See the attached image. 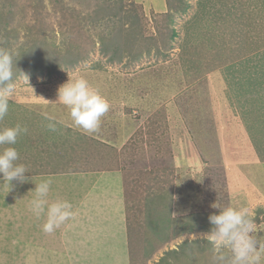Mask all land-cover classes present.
I'll list each match as a JSON object with an SVG mask.
<instances>
[{"label": "rangeland", "instance_id": "374dc122", "mask_svg": "<svg viewBox=\"0 0 264 264\" xmlns=\"http://www.w3.org/2000/svg\"><path fill=\"white\" fill-rule=\"evenodd\" d=\"M171 1L183 9L170 10L167 0H123L122 11L134 16L128 21H139L132 29L103 18L119 0L99 9L101 0H0V45L16 54L35 48L28 60L58 66L14 68L0 128L28 129L14 145L28 172L10 187L0 180V264H211L202 234L220 211L215 205L250 210L264 264V0ZM117 34L100 52L101 38L108 43ZM115 43L125 51L110 56ZM79 77L109 103L93 134L56 103L58 87ZM45 180L50 202L73 205L76 242L63 240L72 217L45 233L38 251L22 242L16 255L13 229L18 222L27 233V201ZM116 208L128 230L125 254L110 250L113 229L99 249L83 235L84 217L101 227ZM36 221L35 230L43 224Z\"/></svg>", "mask_w": 264, "mask_h": 264}, {"label": "clouds", "instance_id": "9594fccd", "mask_svg": "<svg viewBox=\"0 0 264 264\" xmlns=\"http://www.w3.org/2000/svg\"><path fill=\"white\" fill-rule=\"evenodd\" d=\"M24 75V74H23ZM27 79L28 77L24 75ZM13 52L0 48V121L9 112V103L14 93L13 84ZM56 103L62 104L69 110L72 124L86 134L99 131L101 118L108 112L109 103L92 88L89 82L79 77L68 79L57 89ZM46 127L55 132L56 124L53 117L47 116ZM28 129L19 124L0 128V180L21 183L27 180L28 172L23 164L17 163L19 153L14 147L18 137L27 133ZM51 181L45 180L36 184L35 195L29 202V211L34 217H45L42 230L52 233L67 220L73 217V205L66 199H56L49 202ZM220 209L218 214L208 217L210 230L202 234V238L211 247V264H259L260 252L257 248L254 217L247 207L213 206Z\"/></svg>", "mask_w": 264, "mask_h": 264}, {"label": "crops", "instance_id": "0c3cea01", "mask_svg": "<svg viewBox=\"0 0 264 264\" xmlns=\"http://www.w3.org/2000/svg\"><path fill=\"white\" fill-rule=\"evenodd\" d=\"M247 157H245V158H248L249 160H252V159H250V155H246ZM50 174H52V173H46V174H44L43 176H48V175H50ZM58 175H60V174H52V177H54V176H58ZM36 177V175H30V179H32L33 180V178H35ZM48 178V177H47ZM36 179V178H35ZM34 191V190H33ZM34 193V192H33ZM252 194V192L250 191V194L249 195H251ZM244 195H246V194H244ZM239 196H241V195H239ZM243 196V195H242ZM241 196V197H242ZM31 197H33V194H32V196H29V199L31 198ZM48 199H49V202H50V193H49V197H48ZM122 200H120L119 201V204L118 205H121L122 203ZM121 203V204H120ZM27 204H28V207H27V209H28V213L26 214V216L27 217H29V201H27ZM78 204V203H77ZM4 205L6 206V207H8V203H5L4 201H3V205H2V207H4ZM78 207H80L79 205H78ZM84 207H85V205H84ZM79 210L81 211L82 210V208L80 207L79 208ZM32 213L30 212V215H31ZM112 214H114V215H112ZM111 215L109 214L108 216H109V218H106L105 219V221H110V223H108V224H103L102 223V226L100 227V226H98L97 224H95V223H93L92 221H91V223H87L86 221L88 220L87 218H85L84 217V219H82V221L84 222L83 224H84V233H83V235L85 234L86 236V238H85V241H86V239L88 238L90 241H91V243H88V241H87V244L88 245H93L95 248H98V242L100 243V241H101V244L100 245H104V246H107L108 247V243H111V252H112V254L113 253H117L118 252V250L120 251V253L122 254V253H127V247H128V243H127V236H126V226H124L123 225V221H122V219H123V215H122V213H121V211H118V209L116 208V209H114L113 210V213H112ZM78 216H81V215H78ZM36 221V217H32V220H31V223H30V225H29V227H28V231H27V233L26 232H22V230H21V227H20V223H16V225H15V227H14V235L12 234V231H11V234H12V237H13V240H12V245H13V247H12V249L16 252L19 248L20 249H22L21 248V243L23 242V245L25 246V245H27V247L29 248V250H32V251H38V250H34V248H39V247H42V246H44L45 244H44V241L46 240V238H44L46 235H45V232H43V230H42V227L41 226H39L38 227V229H36V230H38V231H36L35 229H34V226H33V223ZM41 221L44 223L45 222V220H44V217H41ZM70 221H72V223L71 224H69V221L67 222V229H66V235L67 236H64L63 237V240L65 241V242H70L71 244H75L74 242H76V241H74L75 239H76V236H77V234H76V231H77V229H78V227H77V221H75L74 220V217L70 220ZM37 222V221H36ZM107 227V231H106V228ZM16 228V229H15ZM71 230H70V229ZM76 229V230H75ZM105 230L106 232L103 234V236L102 237H100V233H101V231L102 230ZM113 229V231H114V234H113V237L111 238V240L108 242V243H106L107 241V234H109V233H111V230ZM8 231H5L4 229H3V235L5 234V233H7ZM36 232V233H35ZM70 232H72L71 234H70ZM100 232V233H99ZM27 234H29V237H28V239L26 240V235ZM5 238V237H4ZM19 239V240H18ZM80 240V239H79ZM79 240H77V244H80V242H79ZM5 242H6V238H5ZM19 243V245H18V248H17V244ZM26 247V246H25ZM26 247V248H27ZM19 249V251H18V253H16V255L17 254H22V251ZM99 249V248H98ZM29 254H30V252H29ZM74 256H77V254H74ZM125 258H126V256H125ZM47 259V258H46Z\"/></svg>", "mask_w": 264, "mask_h": 264}, {"label": "trees", "instance_id": "16d2710c", "mask_svg": "<svg viewBox=\"0 0 264 264\" xmlns=\"http://www.w3.org/2000/svg\"><path fill=\"white\" fill-rule=\"evenodd\" d=\"M102 2L100 3H98L97 4V6H98V8L97 9H99V7L101 6V4L104 2L105 4H107V3H110L111 5H112V3H113V1L114 0H101ZM174 2H175V0H173ZM183 0H181V2H182ZM174 3L171 1V0H167V5H168V8L170 9V10H177V9H180L181 7H182V5L180 6V7H178V6H176V5H173ZM113 6V5H112ZM117 7H115L114 8V11H110V9H108L107 10V12H105V14L103 15V18H106V19H108L109 21H111V20H113V19H115V18H117V20H118V22L120 23V22H122L123 20H126V22H129V24H128V28L130 27V25H132V29L138 24V22L139 21H137L136 22V20L135 19H133V21H128L129 20V18H132V17H134V16H130V15H127L126 13H127V11H122V6H123V0H119V2H118V5H116ZM183 8H181L180 10H182ZM97 10L96 9H94L93 10V12H96ZM134 11V10H133ZM169 18H168V21H172V16L170 15V13H169ZM102 18V17H101ZM124 23V22H123ZM124 24H121V26H123ZM123 28V27H122ZM4 30H5V28H4ZM118 35V37L117 36H113L110 40L111 41H109L108 43L106 42V43H104V41H102V38H101V46H100V52H102L103 54H107V51L110 49V47L108 46V45H111V44H114L113 42L114 41H116V40H118L119 39V37H120V34H117ZM100 43V42H99ZM7 43L6 44H4V45H0V48H3V49H7V50H9L8 49V47H7ZM35 50V48H30V51H28V52H24V53H22V54H16V53H13V72H15V70H14V68H16V69H18L19 71H20V69H19V67H17V65L19 64V62H20V64H22V67L21 68H24V70H26V71H28V70H35L34 68H43V69H45V70H50V71H53V70H55L58 66L56 65V62H54V60L53 59H51V61H50V58H47L46 59V62H40V63H36V60H38V58H30V60H28L27 58H28V55H30L31 56V54H32V52ZM121 51H125V50H122L121 49V46L119 45V44H116L115 43V46H114V48H112V52L111 53H109L110 54V56H112V55H115V54H118V53H120ZM21 55H23L25 58L23 59V60H19L20 58H21ZM38 55V54H37ZM15 56H16V58H15ZM39 56V55H38ZM17 58H18V60H17ZM15 59H16V62H15ZM40 59V58H39ZM14 62H15V64H14ZM54 62V63H53ZM75 62H77V59H75V61H73V62H71L69 65L71 66L72 64H74ZM54 64V65H53ZM15 65V66H14ZM55 66H57V67H55ZM66 66H68V65H66ZM18 71V72H19ZM10 104H11V102H10ZM10 106V105H9ZM126 236H128V230H126ZM128 245H129V243H128Z\"/></svg>", "mask_w": 264, "mask_h": 264}]
</instances>
